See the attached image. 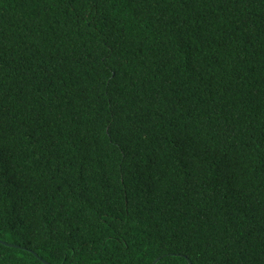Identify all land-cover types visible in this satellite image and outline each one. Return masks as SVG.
<instances>
[{
  "label": "trees",
  "instance_id": "1",
  "mask_svg": "<svg viewBox=\"0 0 264 264\" xmlns=\"http://www.w3.org/2000/svg\"><path fill=\"white\" fill-rule=\"evenodd\" d=\"M156 261L264 264V0H0V264Z\"/></svg>",
  "mask_w": 264,
  "mask_h": 264
},
{
  "label": "water",
  "instance_id": "2",
  "mask_svg": "<svg viewBox=\"0 0 264 264\" xmlns=\"http://www.w3.org/2000/svg\"><path fill=\"white\" fill-rule=\"evenodd\" d=\"M5 245H7V246H10V247H15V246H13V245H8V244H6V243H4ZM157 261H159V260H157ZM157 261L154 263V264H156L157 263ZM45 264H49V263H47V262H44Z\"/></svg>",
  "mask_w": 264,
  "mask_h": 264
}]
</instances>
